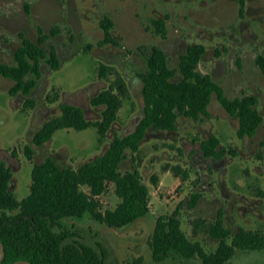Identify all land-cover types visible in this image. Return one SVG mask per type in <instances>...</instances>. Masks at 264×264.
Listing matches in <instances>:
<instances>
[{
  "label": "rangeland",
  "instance_id": "374dc122",
  "mask_svg": "<svg viewBox=\"0 0 264 264\" xmlns=\"http://www.w3.org/2000/svg\"><path fill=\"white\" fill-rule=\"evenodd\" d=\"M105 17L113 22L117 43H104ZM154 18L166 19L165 36L157 34L151 23ZM39 27L48 36L41 47L47 52L56 47L60 68L54 70L43 61L42 77L29 96L11 95L14 82L0 75V160L11 168V188L19 200L30 192L35 163L51 157L60 166L78 168L103 154L115 135L134 130L143 114L139 77L146 69L143 50L152 45L163 49L170 65L177 67L189 44H203L206 53L198 71L210 75L230 98L256 96L264 118V72L256 64V57L264 55V0H0V63L15 64L20 34L37 41ZM56 27L59 32L54 35ZM100 64L115 67L130 90L107 136L100 141L95 128L62 129L37 147L35 132L61 114L63 103L82 107L87 119H101L102 107L93 106L91 99L108 88L114 76L101 78ZM55 96L57 100L50 102L48 98ZM27 98L35 101L34 107L26 106ZM209 111L210 116L200 121L180 116L176 131L151 129L138 153L128 151L120 170L126 173L138 166L150 190L147 216L122 228L110 227L90 214L64 218L62 226L79 232L87 243L99 242L121 264L140 259L141 264H203L198 256L154 259L156 220L177 212L188 240L199 243L207 254L220 245L210 233L220 214L232 233L228 243L240 229L264 231V121L254 137L240 139L238 119L215 96ZM210 135L221 141L225 155L220 160L202 152L201 141ZM26 147L34 150L32 159ZM174 166L180 168L178 175ZM193 194L201 198L191 208ZM97 201L98 213L114 210L121 203L116 185L109 182ZM227 264H264V250L236 249Z\"/></svg>",
  "mask_w": 264,
  "mask_h": 264
},
{
  "label": "trees",
  "instance_id": "16d2710c",
  "mask_svg": "<svg viewBox=\"0 0 264 264\" xmlns=\"http://www.w3.org/2000/svg\"><path fill=\"white\" fill-rule=\"evenodd\" d=\"M242 11V9H241ZM153 27L160 36L167 32L166 19L154 18ZM104 30V43H117L112 35L113 22L105 17L101 22ZM59 32L56 27L52 34ZM40 36L33 41L21 33L22 45L14 54L15 64L0 63V75L14 82L11 95L21 92L29 96L42 77L41 65L45 61L52 69L61 66L55 46L50 52L41 47L48 36L39 27ZM146 69L139 73L143 83L142 117L134 130L127 135H115L105 152L96 156L78 168L60 166L51 157L42 163H35L31 173L29 194L19 200L12 190L13 173L5 161L0 160V240L5 248L2 264H13L26 260L32 264H121L111 258L108 250L99 242L87 243L79 232L62 226L61 220L67 217L82 218L93 215L110 227H126L150 212V190L143 182L138 166L122 173V162L128 151L138 153L140 143L149 130L176 131L180 116L200 121L210 116L209 107L215 96L220 105L232 117L238 119L237 135L240 139L254 137L264 118L257 105L258 98L244 95L230 98L224 88L210 75L198 71V65L206 53V47L200 43L189 44L179 57L177 67L169 63L166 52L152 45L144 48ZM256 64L264 72V55L256 57ZM113 75L108 88L100 91L91 99L93 106L102 107L99 120H90L82 107L63 103L61 114L47 120L33 137V143L42 147L54 134L62 129L84 131L95 128L102 141L118 119L122 101L130 97L129 86L124 76L115 68L100 64L99 76L108 78ZM58 96L48 98L56 101ZM27 107H34L35 101L27 98ZM218 136L210 135L201 141V149L206 157L222 159L225 151L219 148ZM29 159L34 150L26 147ZM134 160V157H133ZM175 174L180 168H172ZM156 185L158 179L153 178ZM111 182L116 185V194L121 203L105 214L98 213L97 198ZM87 187L88 191L82 189ZM201 194H193L190 207L194 208ZM15 212V214H10ZM177 212L156 220L152 234L154 259L167 256H198L203 264H227L240 250H264V231L240 229L231 240V231L224 227L221 214L215 225L210 226V233L220 240L214 253L207 254L199 243H192L181 228ZM61 228L57 232L55 228ZM141 259L125 264H141Z\"/></svg>",
  "mask_w": 264,
  "mask_h": 264
},
{
  "label": "water",
  "instance_id": "95a60500",
  "mask_svg": "<svg viewBox=\"0 0 264 264\" xmlns=\"http://www.w3.org/2000/svg\"><path fill=\"white\" fill-rule=\"evenodd\" d=\"M4 256H5V248H4L3 243L0 240V264H2ZM13 264H32V263L26 260H18L14 262Z\"/></svg>",
  "mask_w": 264,
  "mask_h": 264
}]
</instances>
